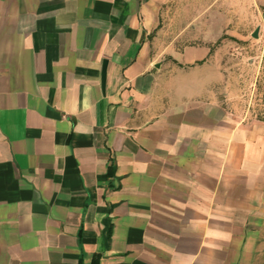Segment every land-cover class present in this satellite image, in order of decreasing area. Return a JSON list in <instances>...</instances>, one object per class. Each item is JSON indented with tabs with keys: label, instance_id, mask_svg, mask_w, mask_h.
<instances>
[{
	"label": "crops",
	"instance_id": "1",
	"mask_svg": "<svg viewBox=\"0 0 264 264\" xmlns=\"http://www.w3.org/2000/svg\"><path fill=\"white\" fill-rule=\"evenodd\" d=\"M170 1L0 0V264H264V115Z\"/></svg>",
	"mask_w": 264,
	"mask_h": 264
},
{
	"label": "rangeland",
	"instance_id": "2",
	"mask_svg": "<svg viewBox=\"0 0 264 264\" xmlns=\"http://www.w3.org/2000/svg\"><path fill=\"white\" fill-rule=\"evenodd\" d=\"M163 16L161 26L176 46L214 44L202 75L213 78L208 87L221 105L240 116L248 110L264 115V7L258 0H171Z\"/></svg>",
	"mask_w": 264,
	"mask_h": 264
}]
</instances>
